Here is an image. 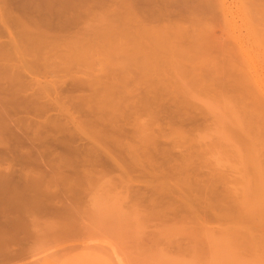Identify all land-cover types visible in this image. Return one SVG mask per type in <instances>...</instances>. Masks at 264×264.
Wrapping results in <instances>:
<instances>
[{"label":"rangeland","instance_id":"obj_1","mask_svg":"<svg viewBox=\"0 0 264 264\" xmlns=\"http://www.w3.org/2000/svg\"><path fill=\"white\" fill-rule=\"evenodd\" d=\"M113 1L115 3L117 0ZM179 1L182 2V5H188L191 3L189 5L192 7H188H194V10H190V13H188V11V14H185L186 11L183 12L185 14L184 19L182 15V18L179 16V18H181V20L178 19L179 21L176 20L177 17L175 18L172 16V18L170 17L169 20L164 21L165 23L161 22V25L164 23V26H166L165 24L168 22L169 24L172 22V25L175 22H181L182 27L183 25H186L189 28L192 26H188L189 22L194 21L195 23H193L195 24V27L192 26V30L195 28L198 30H194L195 33L200 32L201 30L205 33V31L208 30V26L210 25L208 23H211L209 30L212 28L211 30L213 33H211V35L210 33H205L207 34V37L209 36L208 38L211 36L209 40L203 32L200 33L203 34L205 38H207L205 40L208 42L211 41L209 42L211 47L206 45L207 41L203 43V45H206L208 48L207 49L204 47L207 49H205L207 51L206 53L211 50L213 52L214 50L217 51V54L215 52L213 53L212 51L209 52V54L212 55V58L214 57V59L216 57L218 63L214 61V59H212L211 62L210 56L206 58V53H204V57L202 55L197 57V55H195L196 51H194V53L192 52L194 50L191 49L192 44L191 46L188 44L191 41V38H189L190 41L188 43H185L186 45L188 44L190 46L191 50L189 47H187L186 50V47L183 48V46H181L183 48L182 52L186 50L185 53H188V50H190L189 53L192 52L196 58H201L199 59L200 62L204 58V60H202L203 64L201 63L202 66L200 65L198 59L194 60V55L193 59L191 57V59L188 61L183 59L184 62H182V58L180 59L181 61H178V63H180L179 65H181L182 62L184 66H187H185V68H187L186 70H188V67L190 68L191 66V68H193V65L195 64V66L200 65L197 69L199 71L200 68V73H198L199 76H196L194 75L195 73H192L193 71L197 72L196 69H189L193 70L188 72L191 75L189 74V76L188 73H185V77H181L179 73L180 70L177 69V66L176 68L173 66L175 69H177L178 73L176 70L170 69L168 70L169 72H166L168 75L167 76L162 75L165 73L159 74L154 69V71H156L159 75L156 74L157 77L151 75L150 77H147V81L146 77H144L146 76V73L144 75L143 72L146 69L142 68L145 70H141L140 68L146 63L145 56H150L148 54L145 55V52L148 53L149 51L148 48L146 49L142 47L143 45L141 43V37L144 34L140 29L134 30L130 29V27H128L129 31L127 32H131L130 30H132V32L129 34H126L125 32V34H123V31L121 33L119 30L113 31L111 28L110 30L111 32L113 31V33H110L109 25L111 22L109 23V15L107 16L106 13L109 14L110 11L113 10V6L108 8V6L112 5V3H108L106 5L105 2L104 4L99 5L100 7L97 6L98 4H95L97 7L95 8V5L91 7V11L88 8L89 11L86 10L87 12L84 9V14L81 13V16L75 24V28H73L75 31L72 29V32L74 33L71 35L69 34V37L66 35L68 38L66 36H63L62 39L59 38L53 45H43L36 48L29 47L26 49L25 43L23 41L24 39L19 34H13L14 40H17L22 48L18 51V53H14V55H11V53L7 55L11 49H8L9 46H7V44L11 45V39L6 31L3 32L2 30L0 32V45H6V48H4L7 51H1L4 52V55L7 56V58L2 56L3 53H1L0 65H3L4 63V66H6L5 64H7L6 69L11 68L13 73L14 71L20 73L22 72L23 74L21 73V76L23 75L26 80L29 78L36 80L38 84L36 83L37 85L35 86V83L31 82L34 84V90H31L33 93L36 90V93L34 94H36L38 98L40 96V100H46V98L43 97L46 95V92L53 90V93H55L57 90L55 93L56 95L50 92V99L53 101V103H56L53 105H55L57 108H53V105L52 107L48 108L47 110L50 111L46 112H48L49 115H47L48 113L45 112H43L45 114H34L33 112H30L31 116L33 114L36 116L35 117L33 115L34 118L33 120L31 119V123L33 124L31 128L32 130L34 129L33 132L37 128L36 126H38L35 125L33 121L36 122V124H39V121L42 122L41 120L43 119V121H45V124L42 122L45 126L43 124H39L41 126H39L40 131L46 129L42 132L45 137L44 135L41 137L42 133L36 129L39 131L38 134L40 135H36L37 133L35 134L38 136L36 142L38 143L40 141L38 140L40 137L42 138H40L41 141L46 139V141H53V139H61L63 135L62 139L69 138L71 140L70 143H68L70 140H67L68 142L63 141L64 143L70 144L69 148L67 147V150L69 151L75 148L73 151L69 152L61 148L59 150V148L56 147L57 143L54 145V141L52 143L50 142L52 147H55H45L50 151L48 152V150H46L47 155H52L51 157H48L49 160L51 159L49 161L47 158H45L47 156L46 154L45 157L43 156L44 154H39L42 150L40 147L36 146L37 148H30L27 145H22V147L18 145V148L13 147V149L10 146L8 147V149L11 148L10 150L13 151V155L15 148V153L17 151H21V149L23 150L22 152H19L20 155L21 153L24 155L27 152H30V150L34 149L31 151L32 153H38L37 155L43 157H39L38 160L30 162L31 164L22 160V163L24 162L22 164L20 159L17 160V157L13 158V155L8 153V155L11 156L10 160H8V155V161H6V159H3V162L0 160V264H264V111H260L262 108L259 110L256 108V106L254 107L255 104L258 105V108L262 107V105L257 101L254 102L255 99L253 98V101H251V98L248 95L244 96L243 94H240L241 89L235 86V84L238 85V83L235 82L236 80L239 81L238 77H240L237 72L240 74L241 71L243 73L246 71L249 72L246 74L252 76L253 80L259 83L262 92L264 93V37L262 36L264 33V28H262L263 33L259 30V27L257 29L259 33H261L259 35H261L263 40L262 38H256V36H259L256 35L258 34L257 30L254 34L252 31V26L254 25L255 27L253 21H256L253 19H258L261 15L262 16L260 20L258 19L260 22L258 23L262 24L264 27V4H262L263 7L261 6L263 8L262 9L253 3V0H224L226 5L224 13H221L220 10V13L219 11L216 12L214 10L213 12H216V15H213L214 13L212 10H210L212 12L211 14H209L210 12H208V14L207 12H204L206 14L203 13V15L199 12L196 13V11L200 9L199 5V9L195 10V8H197L196 3H202V0ZM243 2L245 6H248L244 8L245 10L243 9V7H245ZM262 3H264V1ZM194 4L196 6H193ZM182 5H179L181 7H177L182 8L184 6ZM171 8L173 9V7ZM185 8L183 7V9ZM257 8L259 10H263L261 11L262 13H260V15L254 12ZM107 18L109 20H107ZM261 20H263V22H261ZM200 22H205L206 24H202L203 28H201V30L199 29L201 24L200 26L197 24ZM153 24L156 25L157 21ZM0 25H2L1 22ZM187 29L186 35L191 36L189 34V30H191V28L188 30ZM124 30L126 31L127 27H125ZM194 31L192 33H194ZM118 35H122L120 39L118 38ZM123 35L126 38H123ZM253 35H255V37H253ZM226 38L230 41L226 42ZM121 39V43L124 42V44H120L119 41ZM182 40L187 41V37H184ZM218 42L220 43L217 45ZM223 43H225V48ZM228 43H230L232 46ZM211 44H213V46ZM122 45L125 46V48ZM181 45H183V43ZM215 45H217L220 49H217V46L215 49ZM229 45L233 48H231ZM2 46L1 48H3ZM198 46H200V44ZM222 46L224 49H222ZM133 47H137L138 49H133ZM195 47H197V45ZM31 49L35 50L32 52ZM219 50L222 51L219 52ZM233 50H235L236 53L233 52ZM29 51L32 52V56L30 55L31 53ZM230 51L232 53H230ZM21 53L24 54L22 55ZM154 55H151V57ZM187 56L189 55L187 54ZM224 57L231 60V63L228 60L225 61L226 58ZM156 58L158 59L159 57L157 56ZM235 58L237 59L235 60ZM222 60L225 61V63H223ZM232 61L233 63L235 62L233 64V68L236 67L237 72H235V70L232 68L231 70H233V73H230L231 76L226 77L224 70H222V74L220 73L222 72L221 70H219V72L218 69L215 70L216 68H214L217 64L221 63H230L232 66ZM150 62L151 64L154 63L153 61ZM157 62L160 63V61ZM214 63L217 64L213 65ZM241 63L242 65H240ZM8 64H10V66ZM46 65L51 67L47 68ZM4 66H0V84L3 82L7 83V80H9L11 77L10 73L12 70L10 69L11 71L9 72V69H5L6 73H4V69H2L5 68ZM18 68L19 70L17 71L16 69ZM165 68L163 69L165 70ZM185 68H183L184 70L181 69V72L183 70V74L184 72H187L185 71ZM21 69L24 70L22 71ZM56 69L59 70L56 71ZM163 69H161V71H164ZM27 70L31 71H29L31 75L27 73ZM48 71H50V73H52L51 71L56 73L50 74ZM140 71H142V73ZM43 72H46V74H44L45 77L42 76ZM211 72L214 76H210L209 73ZM26 73L29 76H26ZM150 73H152V71H150ZM228 73L226 75H228ZM235 73L238 76L235 75ZM4 74H7L9 77ZM123 75H126V77ZM148 75L150 74H147V76ZM161 75L167 77V79ZM113 76L117 77L116 79L118 80L121 79V82L117 81L119 83L117 85L119 86L116 85V87L123 91L122 93V91L120 92L118 90L120 95L121 93L124 94V92L127 91L122 97L124 101L128 102L125 99H129L133 102L132 103L129 101V104L127 103L129 106L126 107L130 108L128 109L125 107L127 111L123 112L125 115H129V117L124 115L122 119L120 116H116L117 118H120L117 119L118 122H120L121 119L123 120L120 122L122 124V130H124V132H122L123 135L121 136L129 140L130 143L126 139L122 140L123 138L120 136L117 137L118 143L116 142V144L114 141L113 143L111 138H109L112 137L111 134V136L107 135L109 136L108 138L105 135L103 137L101 136L102 139H100V136H98L99 134H95L97 132H95L96 130L94 131L96 126L92 125L93 128H90L91 125L89 122L91 119L87 120L86 118H96L95 116L100 117V112L97 114L96 110L92 109L91 111L87 106L89 102V105L92 106L93 103H95L93 102L95 97H97V94L99 95V93H102V91L94 94L95 97L92 96L93 93L91 91L90 93L92 94L90 96L87 88H85L87 90L84 89L85 91L81 90L79 92L76 90L69 92L71 91L69 88L70 83L74 81V79L82 81L84 79H88L89 82H91L90 79H93L94 81V78H97L95 79L97 82L95 83L94 81V83H99V85H97L100 87V83L103 81L105 83H112L115 80L116 82V79ZM158 76H161L163 81ZM232 76H234L233 78L236 80L233 81ZM151 77L160 79L164 84L165 80L172 78L168 80L170 82H166V84L168 85L170 83L175 85H173L174 87L172 85H168L169 90L166 94L165 91L167 89L161 86L162 84L160 80L159 83L157 79L153 78L155 79L153 82ZM212 77H214L215 80L211 81ZM24 78L22 80H25ZM149 78H151V82H153L152 85L155 87L151 85ZM65 79L67 80L65 81ZM177 79L180 81L182 80L183 84L182 81L179 82L178 80L177 82ZM50 80H53L54 83L53 81L51 83ZM85 80L84 82H86ZM193 81L197 84H194ZM218 81L222 84H225L221 86L222 84H220ZM49 82L51 84H49ZM55 82L57 84H55ZM122 82L125 83H123L124 86L121 84ZM156 82H158V84H156ZM176 84L180 85V87L176 86ZM41 85L44 86V89L42 90ZM53 85H56V87H60L61 85L66 86L68 87L69 91L65 87L64 88L67 91L59 88V90L57 88L55 90ZM62 86L61 88H63ZM46 87H48V91H45ZM172 88L175 89L173 90ZM125 89L126 91H124ZM237 89L239 90L237 91ZM43 90L45 92H43ZM60 90L61 92H59ZM41 91L43 96L40 95ZM83 91L84 93H88L86 94L88 97H85L84 93H82ZM162 91L163 93H161ZM27 92L32 94L30 90ZM27 92L24 93V95H28ZM58 92L62 94V98ZM68 92L69 95L67 94V96L69 97H66V93ZM7 94L10 95L9 93ZM58 94L61 99L60 101L56 102L54 100L59 98L55 97ZM114 94H117V96L119 95L117 92ZM240 95H243L244 97ZM48 96L49 94L46 95V97ZM92 97L93 100H91ZM160 97H162L163 101ZM175 97L179 100L175 99ZM65 98L69 99L66 100ZM85 98L87 100H85ZM152 99L156 101H153ZM66 101L68 102L66 103ZM181 101H183L182 103L185 101V103H181L182 105L179 104ZM61 102L62 104H57ZM84 102H87L86 108L83 106L86 105ZM171 102H175V105L177 103V106ZM65 103L67 105L69 104V106L66 105L65 108H62V105H65ZM71 104L72 106H70ZM58 105H60L59 108ZM180 106H187V108L183 107L182 109L181 107V111L179 109ZM67 107H70L68 109H70L72 117L71 114L66 110ZM163 107L167 110L164 111ZM174 107L176 108L174 109ZM89 110L93 113V116H89ZM179 110L181 111L180 113ZM187 110H189V114H187ZM65 111L68 112V114H66ZM85 111H87L88 117ZM161 111L163 112L161 113ZM259 111L260 113H258ZM167 112L170 113L167 114ZM20 113L22 114H20L22 118H24V116L27 118L30 116L29 114L28 116L25 115V113L23 115L22 111ZM60 113L65 114L66 117L67 115L68 117L70 116L71 118H69L71 122H66L68 117L66 119H61ZM177 113L179 114V119L176 117ZM41 114L42 116L44 115L43 118ZM52 115H56L53 117L56 119V122L55 120L54 122L50 120L53 119L51 117ZM19 116L16 115L17 118ZM63 116L64 115L61 117L63 118ZM105 116L108 117L107 115ZM101 117L104 118V121L106 122L107 119H112L115 116L112 117V115L109 114V117L106 119V117H103L101 114ZM125 118H127V120ZM129 118L131 121H128ZM189 118H191V120ZM36 119L38 120V123ZM47 119L49 122L51 121L53 123H51V126ZM73 119L74 122H72ZM85 119L86 122L89 121L87 122V125L85 123ZM21 121L23 120L21 119L20 122ZM124 121H127L126 124L129 122L130 125L128 124L127 126ZM148 121L149 126L147 125ZM46 122L48 124H46ZM79 123L83 124L80 125ZM120 123H117V125ZM1 124L2 123H0V127ZM10 124L12 125V122ZM25 124H28V121ZM62 124L63 126H61ZM57 125H59V127ZM53 126L55 127V130H53ZM29 127L27 128L29 129L27 132H30L31 130ZM42 127L45 128L43 129ZM56 127H58L59 130H57ZM61 127L64 128L62 129ZM100 127L102 126L99 125L95 129ZM149 127L152 129H149ZM162 128H165L168 132ZM181 128H184L183 131ZM14 129L17 130V128ZM125 129H127L126 133ZM160 129L162 133H160ZM177 129H180L182 132L185 131L183 133L184 138L187 135V130H189V136L187 135L184 141L181 140V137V139L179 138L181 141H177L179 140L178 138L176 139L177 132L180 133V131ZM174 130H177L176 135H174ZM132 131L135 135L132 134ZM135 131L137 132L135 133ZM33 132H30V135H32ZM159 134L162 138L158 137ZM1 135L5 134L0 133V136ZM95 135L98 136V138ZM72 136L73 138H71ZM152 136L153 140L155 138V143L153 144L154 146L152 145V140V143H149L152 146L148 145V147H145L147 154L149 153L150 148L152 149V151L149 153V157V154H142L145 152L142 149L144 148L143 146H145L144 143L146 145L148 143L145 141L148 138L151 139ZM104 137L106 138L104 139ZM141 137L145 138V141ZM6 138L5 140L3 138V140H1L2 142L0 143V153L4 152V155L6 151L5 146L2 143L4 141H8V138L7 140ZM105 140H108V142ZM174 140H176V142ZM122 141H124L125 144H123ZM171 141L175 142H173L174 145ZM111 142L116 144V150L114 149V146ZM180 144H182V146ZM59 145L61 146V144ZM103 145H105L106 148ZM121 145L123 146V151H121ZM131 145L134 147H130ZM155 145H157L156 148ZM44 146H46V144H44ZM38 148L41 149L39 152ZM89 148L90 151L88 152ZM146 148H148V150ZM130 149L133 151L135 150L136 155L135 152L133 153V151ZM57 150L59 151L58 154ZM127 150L129 153L131 152V154H134V157H137L135 158L138 159L136 162L131 163L132 160H130V157L126 156ZM124 151L126 152L123 154ZM186 151L189 153L188 156ZM118 152L121 153V158L120 155H118ZM131 154L130 156H132ZM78 155L80 156L79 158ZM56 156L58 157L56 158ZM95 156L98 158H95ZM52 157L54 160H58L54 161ZM72 157L74 158L72 159ZM100 157L102 158L100 159ZM134 157L131 159H134ZM70 159L73 161L71 160L70 162ZM18 161L21 163L22 167H20V163ZM63 161H66L65 164L67 161L70 164L67 166V164L65 165L63 163ZM97 161L98 163H96ZM35 162L36 164L34 166H41L43 168V171L42 169L41 171L44 173H41L39 169L32 166V163ZM44 162H48L49 164L50 162H53L54 165H48V163L45 164ZM26 163L29 165V167L32 166V168L30 167L31 171L28 170L29 167H27L28 165ZM57 164L59 170L58 168L54 169ZM45 165L48 170H50L48 166H54V170L51 168L50 171L52 172L47 173V171L44 170ZM186 165L189 167L187 168ZM19 168H23V172H21L22 170ZM175 169H177V171H175ZM39 172L41 175H39ZM181 172L186 173L183 174ZM9 174L11 177L8 176ZM173 175H176L177 178L175 176L173 178ZM177 175L179 176V179ZM184 176H188L190 178L188 181L190 180L191 183H187L188 181L185 179L188 177L185 178ZM11 178L12 180H10ZM177 180H185L186 182H180ZM28 182H32V184L28 186ZM179 183H183V185ZM158 186H161V188ZM192 188L193 191L191 190ZM209 193L213 194L210 195ZM202 195L207 196V198H204ZM186 199H188V201ZM214 206L216 207L214 208Z\"/></svg>","mask_w":264,"mask_h":264},{"label":"bare ground","instance_id":"obj_2","mask_svg":"<svg viewBox=\"0 0 264 264\" xmlns=\"http://www.w3.org/2000/svg\"><path fill=\"white\" fill-rule=\"evenodd\" d=\"M113 0H111V1H108V0H2V2H1V0H0V22H1V24L2 25H0V32L3 30V32H7L8 34H9V36H10V39H11V45H8L7 43H4V44H7V46H9V48L8 49H12L13 50V52H12V50L10 49V51L7 53V55L8 54H10L11 53V55H14V53H18V51L19 50H21V45L19 44V42H17V40H14V37H13V34H19L24 40V43H25V48L26 49H28L29 47L30 48H36V47H40V46H43V45H53L54 43H56L57 42V40L59 39V38H61L62 39V37L63 36H70L72 33H74V32H72V29L73 28H75V24L77 23V21H78V19H79V17L81 16V13H83L84 14V9H85V11L87 10V11H89L90 9H91V7H93L95 4H98L97 6H99V5H102V4H104L105 2H106V5L108 4V3H112V5H109L108 6V8L110 7V6H113V10L112 11H110V13L108 14V13H106V15L108 16L109 15V19H110V21H109V23L111 22V24L109 25V31H110V33H113V31H115V30H119L121 33H122V31H123V34H129V33H131L132 32V30H130L131 32H127V31H129L128 30V27H130V29H134V30H137V29H140L142 32H143V36L141 37V43H142V47L143 48H148V53L147 52H145V55H150V56H145V61H146V63H145V65L144 66H146L147 67V65H148V67L147 68H149V69H147L146 67H140L141 68V70H145V71H143L144 72V75H145V73H146V76H144V77H146V79H147V81H148V78L147 77H150L151 75H154L155 77H157V75H159L160 73H165V74H162V75H167L166 74V72L168 71V70H176V72L178 73V71H177V69H179L180 71H179V73H180V76L182 77V76H184V75H186L188 72H190V71H193V70H189V69H198V67L201 65L202 66V64H203V61L202 60H204V53H206L207 51V47H206V45H209L210 43L209 42H211V41H207V40H205V39H207L208 37L206 36L207 34H209L210 33V35H211V33H213L212 32V28L209 30V27H211L210 25H211V23L209 22L208 24H210L209 26H208V30L207 31H205V33H207V34H205L204 33V31H202L201 30V28H203V25H206L205 24V22H200V23H197V24H199V26H200V24H201V27H199L198 25H196V26H198L199 27V29L201 30L200 32L202 33H204V35L207 37V38H205V36L203 35V34H201L200 32H197V33H195V31H198L197 29H195L194 28V30H192L193 29V27H195L194 25V21H192V22H189V24H188V26L189 25H192V26H190L189 28L186 26V28H185V26L183 25V27H182V23L180 22H175L173 25H172V22H170V24H169V22L168 23H166L165 25L166 26H164V21H167V20H169V18L171 17L172 18V16L173 17H177L176 18V20H181V18H182V16H183V19H184V15L185 14H188V13H190L191 11L190 10H194V7L193 8H190V7H192L191 5H189V4H191V3H189L188 5H185V4H183L182 5V2L181 1H179V0H117V1H115V3H114V1L112 2ZM262 0H253L252 2L253 3H255L259 8L262 6V4H264V3H262L261 2ZM181 2V3H180ZM189 2H191V1H189ZM246 2V1H245ZM180 3V4H179ZM260 3V4H259ZM115 5V7H114V5ZM178 4V5H177ZM197 4V6L194 4L193 6H196L197 8H195V10L197 9H199L198 11H196V13H200V14H203L204 12H207V14H208V12H210L209 14H211L214 10L217 12V11H221V13L223 12H225V9H226V5H225V1L224 0H202V3H196ZM243 4H244V2H243ZM248 4V3H247ZM178 7H181V6H179V5H182L185 9H183V7L182 8H178ZM198 5H199V8H198ZM260 5V6H259ZM96 5H95V8L97 7ZM174 6H175V8H174ZM188 6H190V7H188ZM244 6H245V4H244ZM247 6V5H246ZM246 6L245 7H243V9L244 8H246ZM264 6V5H263ZM262 6V7H263ZM100 7V6H99ZM169 7H170V9H169ZM171 7H173V9L171 8ZM176 7H177V9H176ZM248 7V6H247ZM261 7V8H262ZM88 8H89V10H88ZM211 8V9H210ZM264 8V7H263ZM262 8V9H263ZM93 9V8H92ZM207 9H209V10H207ZM228 9V8H227ZM254 9V8H253ZM202 10V11H201ZM204 10H206V11H204ZM210 10H212V12L210 11ZM245 10V9H244ZM86 11V12H87ZM91 11V10H90ZM186 11V12H185ZM189 11V12H188ZM220 11H219V13H220ZM248 11V10H247ZM261 11H263V10H259L258 8L256 9V11H254V12H256V14H259L260 15V13H262ZM85 12V13H86ZM107 12V11H106ZM183 12H185V14L183 13ZM188 12V13H187ZM202 12V13H201ZM216 12H213L214 14L213 15H216L215 13ZM82 14V15H83ZM87 14V13H86ZM204 14H206V13H204ZM203 14V15H204ZM264 14V13H263ZM105 15V16H106ZM182 15V16H181ZM179 16H181V18H179ZM191 16V15H190ZM209 16V15H208ZM212 16V15H211ZM258 16V15H257ZM262 16V15H261ZM261 16H259L260 18H261ZM215 17V16H214ZM218 17V16H217ZM106 18V17H105ZM257 18V17H256ZM260 18H258L259 20H260ZM108 18H107V20H109ZM210 19V18H209ZM258 19H253V20H256V21H253V24H255V27H254V25L251 27L252 28V31H253V34L255 33V31L258 29V27H259V30L260 31H262V28H264L263 27V25L262 24H260V23H258V22H260V21H258ZM263 19V18H262ZM178 20V21H179ZM211 20H213V19H211ZM156 21H157V24L156 25H154L153 23L155 22L156 23ZM186 21V20H185ZM252 21V20H251ZM108 22V21H107ZM161 22H164L163 23V25H161L162 23ZM184 22V21H183ZM194 22V23H193ZM261 22H263V20H261ZM9 23H11V24H9ZM109 23H107V24H109ZM158 23H160V24H158ZM190 23H192V24H190ZM180 24V25H179ZM203 24V25H202ZM257 24V25H256ZM262 25V26H261ZM107 26V25H106ZM105 27V26H104ZM108 27V26H107ZM125 27H127V30L125 31L124 29H125ZM159 27V28H158ZM182 27V28H181ZM257 27V28H256ZM261 27V28H260ZM3 28V29H2ZM110 28H111V30L113 29V31L111 32V30H110ZM190 29L191 28V30H189V34L191 35V36H187L186 34H187V32H186V29ZM206 28H207V26H206ZM256 28V29H255ZM108 29V28H107ZM187 29V30H188ZM205 29V28H204ZM74 30V29H73ZM264 30V29H263ZM75 31V30H74ZM77 31V30H76ZM191 31V32H190ZM194 31V33H192ZM209 31H211V32H209ZM214 31V30H213ZM258 31V30H257ZM125 32V33H124ZM109 33V34H110ZM114 33H116V32H114ZM192 33V34H191ZM200 33V34H199ZM262 33H263V31H262ZM70 34V35H69ZM259 34H261V33H259V31H258V34H256V35H259ZM193 35H194V37H193ZM196 35V36H195ZM66 36V37H67ZM119 36V35H118ZM122 35H120L118 38L120 39V37H121ZM260 36V37H259ZM259 36H256V38L258 37L259 39L260 38H262L261 37V35H259ZM262 36L264 37V33L262 34ZM67 37V38H68ZM125 36L123 35V38H124ZM184 37H187V41H183L182 39L184 38ZM204 37V38H203ZM253 37H255V35H253ZM126 38V37H125ZM189 38H191V41L189 40ZM210 38H211V36H210ZM210 38H208V40L210 39ZM255 38V39H256ZM257 38V39H258ZM16 39V38H15ZM186 39V38H185ZM184 39V40H185ZM205 41H204V40ZM227 39V38H226ZM225 39V40H226ZM123 40H125V39H123ZM262 40H263V38H262ZM261 40V41H262ZM3 41V40H2ZM2 41H1V43H2ZM121 41H122V39L119 41L120 42V44H124V42H122L121 43ZM190 41V42H189ZM207 41V42H206ZM224 41V40H223ZM227 41H230V40H226V42ZM260 41V42H261ZM189 42V43H188ZM206 42V45L204 46L203 45V43H205ZM225 42V43H226ZM183 43V45H181ZM185 43H188V44H190V46H191V44H192V46H191V49L193 50L192 52L194 53V51H196V53H198V54H196L195 53V55H197V57L199 56V55H202L201 57L203 58L202 60H201V62L199 61V59H201L200 57L199 58H196V56L191 52V53H189L190 52V46L187 44H185ZM208 43V44H207ZM214 43V42H213ZM220 42H218L217 43V45L219 44ZM225 43H223V46H224V48H225ZM231 43V42H230ZM230 43H228V44H230ZM178 44H180V45H178ZM200 44V46H198ZM215 44V43H214ZM227 44V45H228ZM264 44V43H263ZM3 45V44H2ZM2 45H0V48H1V46ZM119 45V44H118ZM197 45V47H195ZM212 46H213V44H211ZM217 45H215V49H216V46ZM226 45V46H227ZM231 45V44H230ZM229 45V46H230ZM6 46V45H5ZM4 45L2 46L3 48L5 47ZM119 46H121V45H119ZM118 46V47H119ZM123 46V45H122ZM181 46H183V48L184 47H186V50H187V47H189V49L190 50H188L189 52L187 53H185V51L186 50H184L183 52H182V47ZM210 46V45H209ZM220 46V45H219ZM223 46H222V49H224L223 48ZM232 46V45H231ZM230 46V47H231ZM239 46H241V45H239ZM13 47V48H12ZM124 48H125V46H123ZM195 47V48H194ZM198 47H199V49H198ZM203 47V48H202ZM204 47H206V48H204ZM211 47V46H210ZM210 47H209V49H210ZM3 48H1V50H0V54L1 53H3V55L2 56H4V57H6L7 58V56H5L4 55V52H1L2 50L3 51H6V47L3 49ZM134 48H137V47H133V49ZM181 48V49H180ZM214 48H212V49H214ZM229 48V47H228ZM231 48H233V47H231ZM230 48V49H231ZM138 49V48H137ZM206 49V50H205ZM217 49H220V48H218V46H217ZM226 49H227V47H226ZM235 49V48H234ZM23 50V49H22ZM32 50V49H31ZM33 50H35V49H33ZM33 50H32V52H33ZM136 50V49H135ZM199 50V51H198ZM232 50V49H231ZM237 50V49H236ZM28 51V50H27ZM26 51V52H27ZM37 51H38V49H37ZM37 51H36V53H37ZM41 51V50H40ZM202 51V52H201ZM209 51V50H208ZM212 51V50H211ZM211 51H209V52H211ZM220 51H222V50H219V52ZM224 51V50H223ZM241 51V50H240ZM7 52V51H6ZM5 52V53H6ZM24 52H25V49H24ZM31 54V56H32V52L31 51H29ZM143 52V51H142ZM156 52H157V55H156ZM160 52V53H159ZM200 52H201V54H200ZM209 52L208 53H206V54H208V55H206L205 54V56H206V58H208L209 56H210V61L212 62V59H214V57L212 58V55H210L209 54ZM213 52V51H212ZM214 52L216 53L217 51H215L214 50ZM213 52V53H214ZM233 52H235V50H233ZM13 53V54H12ZM35 53V52H34ZM33 53V54H34ZM144 53V52H143ZM159 53V54H158ZM203 53V54H202ZM230 53H232L231 51H230ZM236 53V52H235ZM22 55L24 54V53H21ZM155 54V55H154ZM187 54L190 56H187ZM192 54V55H191ZM212 54V53H211ZM217 54V53H216ZM221 54V53H220ZM226 54V53H225ZM224 54V55H225ZM151 55H154V56H152L151 57ZM185 55V56H184ZM193 55L195 56L194 57V60H197L198 59V61H199V63H200V65L199 66H195V65H193V68H189L188 67V70H186L187 68H185V66L182 64V62H184L183 61V59L184 60H190L191 59V57H192V59H193ZM219 55V54H218ZM239 55V54H238ZM159 57L158 59L156 58V57ZM182 56H184V57H182ZM187 56V57H186ZM235 56V55H234ZM237 56V55H236ZM240 56V55H239ZM238 56V57H239ZM10 57V56H9ZM147 57H148V59H147ZM189 58V59H186V58ZM228 57V56H227ZM237 57V58H238ZM5 58V59H6ZM33 58V57H32ZM31 58V59H32ZM151 58V59H150ZM156 58V59H155ZM182 58V59H181ZM196 58V59H195ZM205 58V59H206ZM224 58H226V57H224ZM228 58H230V57H228ZM228 58H226V60L225 61H230V63H231V60H229ZM237 58H235V60L237 59ZM4 59V58H3ZM182 60V62H181V65L183 66H181V65H179L180 63H178V61H181ZM233 59V58H232ZM239 59H240V57H239ZM29 60V59H28ZM39 60V59H38ZM148 60V61H147ZM207 60V59H206ZM234 60V61H235ZM40 61V60H39ZM150 61H153L154 63L153 64H151V62ZM157 61H160V63L159 62H157ZM209 61V62H210ZM214 61H216L217 63H218V60H217V58L215 57V59H214ZM225 61H223L222 60V62L223 63H225ZM238 61V60H237ZM243 61V60H242ZM241 61V62H242ZM37 62V61H36ZM148 62H150L149 64L151 65H149V64H147ZM159 64H157V63ZM210 62V63H211ZM220 62V61H219ZM240 62V61H239ZM245 62V61H244ZM243 62V63H244ZM32 63V62H31ZM202 63V64H201ZM207 63V62H206ZM217 63H214L213 65H215V64H217ZM230 63H226V64H217L214 68H216L215 70H217L218 69V71L219 70H224V74H225V76L227 77V76H231L230 75V73L233 71V70H231L232 68H233V64L235 63H233V61H232V66H231V64ZM160 64H161V66H160ZM198 64V63H197ZM237 64V63H236ZM239 64V63H238ZM6 66H4V63H3V65L1 64L0 66L1 67H5V68H2V69H4L3 71H4V73H6V70H8V69H6L7 68V64H5ZM9 66H10V64H8ZM34 65H36V64H34ZM219 65V66H218ZM222 65V66H221ZM240 65H242V63L240 64ZM244 65V64H243ZM246 65V64H245ZM8 66V67H9ZM17 66V65H16ZM45 66V65H44ZM47 66V68H50L51 66H48V65H46ZM159 66V67H158ZM173 66H175V68H176V66H177V69H175ZM227 66V67H226ZM239 66V65H238ZM19 67V66H18ZM152 67V68H151ZM161 67V68H160ZM166 67V68H165ZM179 67V68H178ZM182 67V68H181ZM187 67V66H186ZM225 67V68H224ZM240 67V66H239ZM13 68H15V67H13ZM142 68H145V69H142ZM158 68V69H157ZM160 68V69H159ZM163 68H165V70L163 69ZM183 68H185V71H187V72H184V74H183ZM244 68V67H243ZM1 69V68H0ZM6 69V70H5ZM11 69V68H10ZM8 70L9 72L12 70ZM53 69L55 70V68L53 67ZM154 69L159 73H157L156 71H154ZM161 69H163L164 71H161ZM167 69V70H166ZM181 69H183L182 70V72H181ZM228 69H230V70H228ZM234 70H235V72H237L236 70H237V68L236 67H234L233 68ZM239 69V68H238ZM242 69V68H241ZM17 71L19 70V68L18 69H16ZM22 70V69H21ZM24 70V69H23ZM22 70V71H23ZM43 70H44V68H43ZM48 70V69H47ZM47 70H46V72H47ZM52 70V69H51ZM57 70H59V69H56V71ZM243 70V69H242ZM245 70V69H244ZM2 71V70H1ZM30 71V70H29ZM28 70H27V73H29V75H31L30 74V72H29ZM61 71V70H60ZM146 71H148V72H146ZM150 71H152V73H150ZM160 71V72H159ZM227 71V72H226ZM228 71H229V73H228ZM240 71V70H239ZM46 72L44 73L43 72V74H42V76H44V74H46ZM49 73H50V71H48ZM52 73H56V72H54V71H51ZM141 73H142V71H140ZM169 72V71H168ZM174 72V71H173ZM175 72V73H176ZM220 72V71H219ZM218 72V73H219ZM22 73V72H21ZM21 73L20 72H15L14 71V73H13V70H12V72L10 73V79L9 80H7V83L5 82H3L2 84H0V118L2 119H0V123H2L1 124V127H0V133H3V134H5V135H7V136H5V135H1L0 137V143L2 142L1 140H3V138H4V140H5V138L7 137L8 138V141H4L2 144L5 146V151H6V153H5V155L3 154V153H0L1 155H0V160L2 161L3 159H6V161H8V160H10V158H11V156H9L8 155V153H10V155H13L12 153H13V151H11L10 149L12 148L13 149V147H17L18 145H20L21 147H22V145H27V146H29L30 148H35L36 146L37 147H40V148H42V150H43V152H42V150L40 149V148H38V152L40 151V155H43L44 157L47 155V151L46 150H48V152H50L49 151V149H46L48 146H49V148H50V146L52 147V142L54 141H57V142H53V144L54 145H56V143H57V148H59V150H60V148L61 149H65V151H68L67 149L69 148V145L70 144H68V143H70L71 142V140L68 138H64V139H62L63 138V135H62V140L59 138V139H57V138H55V139H57V140H54L53 139V141L52 140H48V141H46V140H44V141H41V137H42V135H44L42 132L43 131H45V130H41L40 131V125L39 124H43L45 121H43V120H41L42 122H40L39 121V124H36V122H34L33 121V123H35V125H38V126H36L37 128L36 129H38L42 134H41V139L39 138L38 140H40L39 142H43L44 144H46V146H44V144L42 145L41 143H37L36 142V139H37V137L38 136H36V135H39L38 133H39V131L38 130H36L35 129V131L33 132V130H32V128H31V126L33 125L31 122H32V120H33V118H34V114H39V113H42V114H45V113H48L49 111L47 110L48 108H50V107H52V105L53 104H56V103H53V101L50 99V92L52 93V94H54V95H56L55 93L57 92V90H56V88L58 89H62V90H66L65 88H67V90L69 91V89H68V87H66V86H62L63 88H61V86L59 87L58 85V87H56V85L54 86L55 87V93H53L54 91L52 90V91H50V92H46V95H48L49 94V96L48 97H46V95L45 96H43V94H42V91H41V94L40 95H42L44 98H46V100L44 101V100H40L39 98H40V96H39V98H38V96L36 95V94H34V93H36V90H35V92L33 93V91L31 90V89H33L34 90V84H32V83H35V86L38 84L37 83V81L36 80H33V79H30L29 77V79H25L24 78V76L22 75L21 76ZM27 73H26V76H29V75H27ZM52 73H50V74H52ZM58 73V72H57ZM155 73V74H154ZM170 73H172V72H170ZM174 73V74H175ZM176 73V74H177ZM183 75H182V74ZM186 73V74H185ZM194 75H196V76H199V74L198 73H200V68H199V71L197 70V72H195V71H193L192 72ZM197 73V74H196ZM220 73H222L223 74V71L222 72H220ZM228 73V75H226ZM233 73V72H232ZM231 73V74H232ZM241 73H243L242 71H241ZM239 74L238 72H237V74L240 76V77H238L239 78V81L238 80H236V79H234L233 77L234 76H232V78H233V81L234 80H236V82L235 83H238V85L237 84H235V86H237V88H239V89H241V92H240V94H243L244 96L245 95H248L250 98H248V99H250L251 101H253V99H255L254 100V102L255 101H257L259 104H261L262 105V107H259L258 108V105L257 104H255L254 105V107L256 106V108L257 109H261L262 108V110H260V111H264L263 109H264V93L262 92V89H261V87H260V85H259V83L257 82V81H254L253 80V78H252V76H250V75H248V74H246V73H249V72H246L245 71V73H243V74ZM7 74H8V72H7ZM7 74H4V75H7ZM23 74V73H22ZM130 74V73H129ZM147 74H150V75H148L147 76ZM157 74V75H156ZM173 74V75H174ZM190 73H188V75H189ZM193 74H192V76H193ZM210 74V76L211 75H213L212 74V72L211 73H209ZM236 73H235V75H237ZM3 75V74H2ZM37 75V74H36ZM49 75V74H48ZM55 75V74H54ZM143 75V74H142ZM161 75V76H162ZM191 75V74H190ZM189 75V76H190ZM237 75V76H238ZM8 76V75H7ZM34 76V75H33ZM38 76H39V74H38ZM41 76V77H42ZM109 76H112V75H109ZM116 76V75H115ZM115 76H113V77H115ZM124 76V75H123ZM122 76V77H123ZM129 76V75H128ZM158 76L161 80H162V77H164V76ZM168 76V75H167ZM174 76H176V75H174ZM191 76V77H192ZM214 76V75H213ZM250 76V77H249ZM9 77V76H8ZM7 77V78H8ZM31 77V76H30ZM45 77V76H44ZM93 77V76H92ZM124 77H126V75L124 76ZM155 77H153V78H155ZM178 77H179V75H178ZM185 77V76H184ZM188 77V76H187ZM236 77V76H235ZM6 78V77H5ZM5 78H3V79H5ZM21 78V79H20ZM25 79V80H22V79ZM39 78V77H38ZM117 77H115V79H116ZM128 78V77H127ZM130 78V77H129ZM152 78V77H151ZM151 78H149V80H150V82H151ZM152 78V81L154 80L155 81V79H157V78H155V79H153ZM164 78H166L167 79V77H164ZM190 78V77H189ZM230 78V77H229ZM252 78V79H251ZM35 79V78H34ZM58 79V78H57ZM81 79V78H80ZM95 79H97V78H94V81H95ZM114 79V78H113ZM124 79V78H123ZM160 79H157L158 80V82H159V80ZM170 79H172V78H170ZM169 78H168V80H170ZM29 80V81H28ZM46 80V79H45ZM60 80V79H59ZM67 79H65V81H66ZM71 80V79H70ZM85 80V79H84ZM84 80L82 81V80H76V79H74V81H72L71 83H70V89H71V91H69V92H72V91H81V90H84L85 88H87L88 89V91H89V93H90V91L93 93V95L92 96H94L95 97V95L94 94H97V93H99L100 91H102V93H99V95L97 94V97H95V100L93 101V102H95V103H93V105L91 106V105H89L90 104V102H89V104H88V106H87V102H84V104H86V105H83V106H85V108H86V106L92 111V109H94V110H96L97 111V114H98V112H100V117H97V116H95L96 118H90V117H88V113H89V116H93V113L89 110V112L87 113V111H88V109H87V111H85L86 112V114H87V117L88 118H86L87 120H90V122L89 121H87V122H89V124L91 125V127L90 128H93V126L92 125H94V126H96V127H98L99 125H101L102 127H100V128H98V129H95L94 128V131L95 132H97V133H95V134H99L98 136H100L99 138L100 139H102L101 138V136L103 137V136H107V135H109V136H111L112 135V137H109V136H107V138L109 137V138H111V140H112V142L114 141L115 143L117 142L118 143V139H117V137H121V138H123L121 135H123V133L122 132H124V130H122L123 128H122V124L120 123V122H122L123 120V116L125 115L123 112H125V111H127V109L126 108H128V107H126V106H129L128 104V102L130 101V102H132V100H127V99H125L126 101H128V102H125L124 101V99L122 98L123 97V95L127 92L126 91V89L124 90V91H126V92H124V94H122L123 93V91L120 89V88H118V87H116V85L117 84H119L117 81H119V82H121V79L120 80H118V79H116V82H115V80L112 82V83H108V82H101V83H103V84H101L100 83V87L98 86L99 85V83H97V84H95L96 82H97V80L95 81V83H94V81H93V79L91 80L90 79V81L91 82H89V80L88 79H86L85 81L86 82H84ZM87 80H88V82H87ZM100 80V79H99ZM161 80H160V82H161ZM168 80H165V84L164 83H162L161 82V86L163 87V88H166L167 90L165 91L166 92V94H167V92H168V90H169V86L168 85H175V84H166V82L168 83V82H170V81H168ZM176 80V79H175ZM178 80L179 79H177V82H178ZM213 80H215L214 79V77H212L211 78V81H213ZM219 80V79H218ZM231 80V79H230ZM5 81V80H4ZM35 81V82H34ZM47 81V80H46ZM53 81V80H52ZM52 81L50 80V82L52 83ZM101 81V80H100ZM125 81V80H124ZM153 81V82H154ZM163 81V80H162ZM182 81V80H181ZM180 80H179V82H181ZM196 81V80H195ZM32 82V83H31ZM40 82V81H39ZM49 82V84H51ZM59 82V81H58ZM62 82V81H61ZM70 82V81H69ZM153 82H151V85H152V83ZM158 82H156V84H158ZM159 82V83H160ZM197 82H198V80H197ZM219 82V81H218ZM30 83H31V85H30ZM37 83V84H36ZM46 83V82H45ZM53 83H54V81H53ZM63 83V82H62ZM68 83V82H67ZM124 82H122L121 84H123ZM193 83L194 84H197V83H195L194 81H193ZM220 83V82H219ZM55 84H57L56 82H55ZM59 84V83H58ZM61 84V83H60ZM64 84H66V83H64ZM105 84V85H104ZM120 84V85H121ZM125 84V83H124ZM124 84H123V86H124ZM180 84V83H179ZM182 84H183V81H182ZM220 84H222V83H220ZM223 84H225V83H223ZM223 84L221 85V86H223ZM47 85V84H46ZM67 85V84H66ZM103 86V89H102V86ZM42 86V85H41ZM69 86V85H68ZM117 86H119V85H117ZM123 86H121V87H123ZM149 86V85H148ZM153 87H155L154 85H152ZM157 86V85H156ZM160 86V87H161ZM172 86H170V87H172ZM176 86H179L180 87V85H178V84H176ZM29 87H31V88H29ZM44 86H42V88H41V90L42 89H44L43 88ZM53 87V88H54ZM174 87V86H173ZM179 87H177V88H179ZM39 88V87H38ZM48 87H46V89H45V91H48V89H47ZM26 89H28V90H30V92L32 93V94H29L27 91L28 90H26ZM52 89V88H51ZM58 89V90H59ZM87 89H85V90H87ZM158 89V88H157ZM161 89V88H160ZM173 90L175 89V88H172ZM234 89H235V87H234ZM239 89H237V91L239 90ZM66 90V91H67ZM84 90V91H85ZM117 90V91H116ZM118 90L121 92L122 91V93H121V95H120V92H118ZM159 90V89H158ZM162 90V89H161ZM165 90V89H164ZM21 91V92H20ZM25 91V92H24ZM39 91H40V89H39ZM44 90H43V92H45ZM84 91L82 92V93H84ZM151 91V90H150ZM160 91V90H159ZM172 91V90H171ZM22 92H23V94H22ZM28 93V95H24V93ZM59 92H61V90L59 91ZM58 92V93H59ZM65 92V91H64ZM63 92V93H64ZM69 92L68 93H66V97H69V96H67V94L69 95ZM115 92H117V93H119V95L117 96V94L115 95L114 93ZM129 92V91H128ZM156 92V91H155ZM170 92V91H169ZM238 92V93H239ZM7 93H9L10 95H8ZM18 93H20V94H18ZM37 93V94H38ZM92 93H90V96H91V94ZM151 93V92H150ZM157 93H158V91H157ZM157 93H156V95H157ZM161 93H163V91L161 92ZM246 93V94H245ZM18 94V95H17ZM34 94V95H33ZM60 94V97L62 98V94L61 93H59ZM59 94L57 95V96H55V97H59ZM76 94V93H75ZM86 94H88V93H84V95H85V97H88ZM159 94V93H158ZM53 95V96H54ZM243 95H240V96H242V97H244ZM8 96H9V98H8ZM33 96H35V97H33ZM65 96V95H64ZM71 96V95H70ZM121 96V97H120ZM160 96V95H159ZM162 96V95H161ZM252 96V97H251ZM42 97V98H43ZM58 98L57 100H54V101H60V99L61 98ZM127 97V96H126ZM158 97V96H157ZM157 97H155V98H157ZM41 98V99H42ZM52 98V97H51ZM161 98V100H162V97H160ZM159 98V99H160ZM178 98H180V97H178ZM246 98V97H245ZM245 98H242V99H245ZM253 98V99H252ZM49 99V100H48ZM56 99V98H55ZM66 99V98H65ZM69 99V98H68ZM68 99H66V100H68ZM154 99V98H153ZM152 99V100H153ZM175 99H177L176 97H175ZM48 100V101H47ZM50 100H51V102H50ZM63 100V99H62ZM84 100V99H83ZM85 100H87L86 98H85ZM91 100H93V97H92V99ZM160 100V101H161ZM174 100V99H173ZM177 100H179V99H177ZM182 100V99H181ZM88 101H89V99H88ZM153 101H156V100H153ZM163 101V100H162ZM161 101V102H162ZM175 101V100H174ZM68 101H66V103H67ZM176 102V101H175ZM175 102H171L172 104H174ZM183 101H181L179 104H181ZM253 102V103H254ZM65 103V105H62V108H65V106L67 105ZM70 103H71V101H70ZM128 103V104H127ZM133 103V102H132ZM184 103H185V101H184ZM184 103H182V104H184ZM252 103V104H253ZM57 104H62V102L61 103H57ZM64 104V103H63ZM179 104H178V106H179ZM181 104V105H182ZM96 105V106H95ZM163 105V104H162ZM175 105V104H174ZM57 106V105H56ZM59 106L60 105H58V108H59ZM67 106H69V104L67 105ZM70 106H72V104L70 105ZM93 106H95V107H93ZM131 106V105H130ZM175 106H177V103H176V105ZM93 107V108H92ZM126 107V108H125ZM132 107V106H131ZM165 107V106H164ZM164 107H163V109H164ZM181 107H182V109H183V107L184 106H180V110H181ZM186 108H187V106H185ZM184 107V108H185ZM253 107V106H252ZM53 108H57V107H55V105H53ZM52 108V109H53ZM68 108H70V107H67L66 108V110L71 114V117H72V113L70 112V109H68ZM130 108V107H129ZM128 108V109H129ZM176 107H174V109H175ZM123 109H124V111H123ZM168 109H169V106H168ZM74 110V109H73ZM165 110H167V109H164V111ZM171 110V109H170ZM179 110V113L182 111H180ZM22 111V113H23V115H24V113H25V115H27L28 116V114L30 115L31 113L30 112H33L32 114L34 115H30L28 118L27 117H25L24 116V118H22V114L20 113ZM46 111H48V112H46ZM160 111V110H159ZM173 111V110H172ZM185 111V110H184ZM188 111V113L187 114H189V110H187ZM256 111V110H255ZM260 111L258 112V113H260ZM43 112H45V113H43ZM66 112V111H65ZM68 112H66V114H68ZM94 112V111H93ZM163 111H161V113H162ZM257 112V111H256ZM119 113V114H118ZM129 113H130V111H129ZM128 113V114H129ZM166 113V112H165ZM164 113V114H165ZM168 113H170V112H167V114ZM176 113V112H175ZM185 113V114H186ZM1 114H3V115H1ZM21 114V115H20ZM42 114H41V116H42ZM61 114V116L62 115H64L63 116V118L59 115V114H57V115H59L60 116V118L61 119H66L67 117H68V115H67V117L65 116V114H62V113H60ZM101 114L103 115V117H106L105 115H107L108 117H109V114L110 115H112V117L113 116H115V117H113L112 119H107L108 117H106V119H107V121L105 122L104 121V118H102L101 117ZM115 114V115H114ZM132 114V113H131ZM149 114V113H148ZM183 114V113H182ZM184 114V115H185ZM186 114V115H187ZM261 114H262V112H261ZM263 114H264V112H263ZM16 115L17 116H19L18 118H21L23 121H21L20 122V120L21 119H18L17 117H16ZM47 115H49V113L47 114ZM94 115H95V113H94ZM120 116V118H122L121 120H120V122H118V120L117 119H120L119 117L117 118L116 116ZM166 115V114H165ZM179 114L177 113V116L176 117H178V119H179V116H178ZM14 116V117H13ZM40 116V115H39ZM44 116V115H43ZM43 116H42V118H43ZM54 116H56V115H54ZM53 115L51 116L52 118L54 117ZM122 116V117H121ZM125 116H127V115H125ZM173 116V115H172ZM180 116H181V114H180ZM189 116V115H188ZM30 117H32V118H30ZM36 117V116H35ZM50 117V118H51ZM70 117V116H69ZM68 117V119H66L65 121L66 122H71L70 121V118ZM127 117H129V115L127 116ZM131 117V116H130ZM183 117V116H182ZM29 118H30V120H29ZM45 118H47V117H45ZM59 118V119H60ZM73 118H74V116H73ZM76 118V117H75ZM158 118V117H157ZM171 118V117H170ZM32 119V120H31ZM37 119H38V117H37ZM36 119V120H37ZM41 119V118H40ZM58 119V120H59ZM86 119H85V123H86V125L88 124L87 122H86ZM126 120H127V118H125ZM124 119V120H125ZM172 119V118H171ZM188 119V118H187ZM190 120H191V118H189ZM28 121V124H25V123H27V121ZM35 120V119H34ZM46 120V119H45ZM52 122H54V120H55V122H56V119L55 118H53V119H50ZM57 120V121H58ZM181 120H183V119H181ZM186 120V119H185ZM189 120V121H190ZM12 122V125L10 124L11 122ZM29 121H30V123H29ZM47 121L49 122V120L47 119ZM49 122L50 123V126H51V123L52 122ZM61 121V120H60ZM65 121H63V122H65ZM84 121V120H83ZM128 121H131L130 120V118H129V120ZM170 121V120H169ZM179 121V120H178ZM188 121V120H187ZM72 122H74V119H73V121ZM103 122V123H102ZM125 122V121H124ZM127 122V121H126ZM126 122H125V124H126ZM146 122V121H145ZM158 122V121H157ZM181 122V121H180ZM18 123H21L22 125H23V127H22V125L21 124H18ZM37 123H38V120H37ZM58 123V122H57ZM57 123H55V124H57ZM61 123H62V121H61ZM78 123V122H77ZM117 123H120L119 125H117ZM190 123H192V122H190ZM189 123V124H190ZM45 124V123H44ZM43 124V125H44ZM46 124H48L47 122H46ZM53 124V123H52ZM55 124H54V126H55ZM64 124V123H63ZM63 124L61 125V126H63ZM80 124V123H79ZM78 124V125H79ZM83 124V123H82ZM82 124H80V125H82ZM128 124L130 125V123L128 122L126 125L128 126ZM149 124V121H148V123H147V125ZM3 125V126H2ZM19 125V126H18ZM26 125H27V127H26ZM30 127H29V126ZM66 125V124H65ZM125 125V126H126ZM151 125V124H150ZM182 125V124H181ZM14 128H17V130L19 131H17L16 129H14ZM40 126V127H39ZM45 126V125H44ZM49 126V125H48ZM49 126V127H50ZM53 126V127H54ZM58 127H59V125H57ZM67 126V125H66ZM124 126V125H123ZM149 126V125H148ZM147 126V127H148ZM31 128V130H30V132L32 133L33 132V134L32 135H30L31 133L30 132H27V131H29V129H27V128ZM58 127H56L57 128V130H59V128ZM141 127V126H140ZM183 127V126H182ZM190 127V126H189ZM43 129L45 128V127H42ZM62 129L64 128V127H61ZM142 128V127H141ZM151 127H149V129H150ZM24 129H26V130H24ZM144 129V128H143ZM152 129V128H151ZM162 129H165V128H162ZM184 129V128H183ZM183 129L181 128V130L183 131ZM185 129H187V128H185ZM53 130H55V127H54V129ZM69 130V129H68ZM92 130V129H91ZM126 130L127 129H125V133H126ZM134 130V129H133ZM153 130H154V128H153ZM166 130V129H165ZM177 130H179L180 131V129H177ZM176 130V131H177ZM38 131V132H37ZM66 131H67V129H66ZM93 131V130H92ZM93 131V132H94ZM137 131H139V130H137ZM137 131H135V133L137 132ZM144 131V130H143ZM143 131H141V132H143ZM159 131H161V129L159 130ZM167 131V130H166ZM176 131L174 130V135H176ZM182 131H180V133H178L177 132V137H176V139L178 138H180L182 141H184L185 140V138L187 137V135H188V132H189V130H187L188 132H186L187 133V135H186V137L184 138V132H182ZM47 132V131H46ZM109 132V133H108ZM133 132V131H132ZM156 132V131H155ZM164 132V131H163ZM168 132V131H167ZM181 132H182V134H181ZM37 133V134H36ZM60 133V132H59ZM59 133H57V134H59ZM64 133V132H63ZM128 133V132H127ZM140 133V132H139ZM145 133H146V131H145ZM160 133H162V131L160 132ZM185 133V134H186ZM36 134V135H35ZM47 134V133H46ZM49 134V133H48ZM56 134V135H57ZM66 134V133H65ZM111 134V135H110ZM133 135H135L134 134V132L132 133ZM143 134V133H142ZM150 134V133H149ZM35 135V136H34ZM70 135V134H69ZM73 135H75V134H73ZM127 135V134H126ZM125 135V136H126ZM132 135V136H133ZM138 135V134H137ZM152 135V134H151ZM154 135H155V133H154ZM166 135V134H165ZM168 135H170V134H168ZM173 135V136H174ZM179 135V136H178ZM40 136V135H39ZM58 136V135H57ZM71 136V135H70ZM96 136V135H95ZM98 136H96L97 138H98ZM156 136H158V135H156ZM170 136H172V135H170ZM189 136V135H188ZM44 137H45V135H44ZM47 137V136H46ZM56 137V136H55ZM65 137H67V136H65ZM74 137H76V136H74ZM129 137H130V135H129ZM147 137V136H146ZM148 137H151V136H148ZM158 137H161L160 136V134H159V136ZM168 137V136H167ZM166 137V138H167ZM175 137H174V139H175ZM7 138H6V140H7ZM71 138H73V136L71 137ZM106 137H104V139H105ZM141 138H143V137H141ZM162 138V137H161ZM184 138V139H183ZM50 139V138H49ZM66 139V140H65ZM103 139V140H104ZM126 138L124 137L122 140H125ZM132 139V138H131ZM144 139V141H145V138H143ZM177 140V141H181V140ZM37 140V141H38ZM60 140V141H59ZM69 142H68V141ZM74 140V139H73ZM99 140V139H98ZM120 140V139H119ZM127 140V139H126ZM150 140V141H149ZM152 140H153V136H152V138L151 139H147L145 142H148L147 143V145L144 143V145L145 146H143L144 148L142 149V150H144L145 152H143L142 154H146V155H148L151 151H152V149L150 148V151H149V153L147 154V151L145 150V147H148V145L149 146H152L154 143H155V138H154V140H153V143H152ZM193 140H195V139H193ZM63 141H65V142H68V143H64ZM106 142H108V140H105ZM128 142H129V140H127ZM127 141H125V142H127ZM132 141H133V139H132ZM143 141V142H144ZM175 142H176V140H174ZM174 141H171L172 142V144H173V142ZM51 142V143H50ZM73 142V141H72ZM102 142H104V141H102ZM106 142H104V143H106ZM110 142V141H109ZM111 142V143H112ZM113 142V143H114ZM152 143V145L151 144H149V143ZM174 142V143H175ZM178 142V143H179ZM189 142V141H188ZM187 142V143H188ZM48 143V144H47ZM111 143H109V144H111ZM112 143V144H113ZM116 143V144H117ZM122 143L123 144H125L124 143V141H122ZM130 143V142H129ZM182 143V142H181ZM183 143H185V142H183ZM1 144V145H2ZM14 144H15V146H14ZM17 144V145H16ZM50 144V145H49ZM59 144H61V146L63 147H61ZM64 144H67V145H64ZM73 144V143H72ZM71 144V145H72ZM111 144V145H112ZM116 144H113V146H114V149H115V146H116ZM122 144V145H123ZM156 144L158 145V143L156 142ZM171 144V145H172ZM11 145H13V146H11ZM42 147H41V146ZM66 146V147H64V146ZM106 145V144H105ZM105 145H103L104 147H105ZM121 145V146H122ZM130 145V144H129ZM157 145H155V148H156V146ZM174 145V144H173ZM177 145V144H176ZM181 146H182V144H180ZM180 145H178V146H180ZM11 147V148H9L8 149V147ZM26 146V147H27ZM60 146V147H59ZM103 146H102V148H103ZM120 146V145H119ZM154 146V145H153ZM185 146V145H184ZM3 147V146H2ZM36 147V148H37ZM45 148V150H44V148ZM53 147H55V146H53ZM52 147V148H53ZM68 147V148H67ZM72 147V146H71ZM118 147V146H117ZM128 147V146H127ZM130 147H134L133 145H131ZM191 147H192V145H191ZM18 148V147H17ZM20 148V147H19ZM29 148V149H30ZM106 148V147H105ZM120 148V147H119ZM118 148V149H119ZM186 148V147H185ZM7 149V150H6ZM16 149V148H15ZM14 149V155H13V158L14 157H17L16 159L17 160H19L20 159V162L22 163V160L24 161V162H34L35 160H38L39 159V157H43V156H40V155H37L38 153H36V154H34V153H32L31 151L32 150H34V149H32V150H30V152H27L26 154H24V155H22V153H21V155H20V153L19 152H22L23 150L21 149V151H17L16 153H17V155H16V153H15V150ZM73 149H75V148H73ZM73 149H71V150H69V151H73ZM135 149V148H134ZM147 150H148V148H146ZM154 149V148H153ZM10 150V151H9ZM19 150V149H18ZM51 150V149H50ZM116 150V149H115ZM126 150V149H125ZM131 150V149H130ZM136 150V149H135ZM135 150L133 151V150H131V151H133V153L135 152ZM7 151H9V152H7ZM55 151V150H54ZM53 151V152H54ZM58 151V150H57ZM68 151V152H69ZM77 151V150H76ZM90 151V148L88 149V152ZM105 151V150H104ZM119 151H120V149H119ZM121 151H123V146L121 147ZM120 151V152H121ZM154 151V150H153ZM42 152V153H41ZM63 152V151H62ZM75 152V151H74ZM78 152V151H77ZM109 152V151H108ZM120 152H118L119 154L118 155H120V158H121V153ZM126 151H124L123 152V154L125 153ZM127 152H128V150H127ZM127 152H126V156H129L130 157V160H132L131 161V163L133 162H136V160H138V159H135V158H137V157H134L133 155L134 154H131V152L129 153L128 152V154H127ZM155 152V151H154ZM187 152V151H186ZM55 153V152H54ZM59 153V151L57 152V154ZM64 153V152H63ZM62 153V154H63ZM79 153V152H78ZM77 153V154H78ZM110 153V152H109ZM182 153V152H181ZM188 153V152H187ZM191 153V152H190ZM19 154V155H18ZM46 154V155H45ZM49 154V153H48ZM56 154V153H55ZM65 154V153H64ZM70 154V153H69ZM101 154V153H100ZM130 154L132 155V156H130ZM7 155L9 156V159H8V157H7ZM54 155V154H53ZM67 155H68V153H67ZM72 155V154H71ZM74 155V154H73ZM135 155H136V152H135ZM145 155V156H146ZM182 155H184V154H182ZM189 155V153L187 154V156ZM52 156V155H51ZM51 156H49V155H47L45 158H47L48 159V157H51ZM124 156V155H123ZM144 156V155H143ZM149 157H150V154L148 155ZM147 156V157H148ZM54 157V156H53ZM53 157H52V159H53ZM58 156H56V158H57ZM69 157V156H68ZM77 157V156H76ZM80 156L78 155V158H79ZM98 157H99V154H98ZM97 156H95V158H98ZM134 157V159H131V158H133ZM13 158H12V160H13ZM45 158H43V159H45ZM55 158V157H54ZM70 158V157H69ZM74 157H72V159H73ZM102 157H100V159H101ZM124 158H125V156H124ZM8 159V160H7ZM46 159V160H47ZM64 159V158H63ZM66 159H68V158H66ZM72 159H70L69 161L71 162V160ZM147 159V158H146ZM183 159V158H182ZM188 159V158H187ZM186 159V160H187ZM45 160V161H46ZM49 160V159H48ZM51 160V159H50ZM49 160V161H50ZM54 160V159H53ZM58 160V159H57ZM57 160H54V161H57ZM60 160V159H59ZM62 160V159H61ZM97 160H99V159H97ZM126 160V159H125ZM134 160V161H133ZM184 160V159H183ZM191 160V159H190ZM14 161V160H13ZM73 161V160H72ZM78 161V160H77ZM99 161H101V160H99ZM180 161V160H179ZM3 162V161H2ZM19 162V161H18ZM19 162V163H20ZM23 162V163H24ZM66 162V161H65ZM65 162L63 161V163L65 164ZM76 162V161H75ZM10 163H11V161H10ZM21 163H20V167H22L21 166ZM22 163V164H23ZM40 163H41V160H40ZM45 164H47L48 162H44ZM62 163V164H63ZM96 163H98V161L96 162ZM27 164V163H26ZM31 164V163H30ZM36 164V162L35 163H32V166H34ZM50 164H53V162H50ZM49 163H48V165H50ZM61 164V163H60ZM63 164V165H64ZM67 166H68V164H70L68 161H67ZM65 164V165H66ZM128 164V163H127ZM179 164V163H178ZM25 165V164H24ZM28 165V164H27ZM54 165V164H53ZM129 165V164H128ZM184 165H185V163H184ZM32 166H30L31 168H32ZM58 166V164L56 165V167L54 168V166H48V168L51 170V168H52V170H54V169H57L58 168V170H59V167H57ZM178 166V165H177ZM187 166V165H186ZM27 167H29V165L27 166ZM28 168V170L29 171H31V168ZM34 167H36V166H34ZM33 167V168H34ZM189 166H187V168H188ZM37 169H39L40 170V172L41 173H44V172H42L43 171V168L40 166H37L36 167ZM54 168V169H53ZM19 169H21V168H19ZM41 169H42V171H41ZM47 168H46V165H45V167H44V170L45 171H47V173H49V172H52V171H50V170H46ZM174 169V168H173ZM22 171L21 172H23V168L21 169ZM35 170V169H34ZM33 170V171H34ZM39 170H37V171H39ZM179 170V169H178ZM189 170V169H188ZM19 171V170H18ZM175 171H177V169H175ZM182 171V170H181ZM40 172H39V175H41L40 174ZM180 172V171H179ZM178 172V173H179ZM181 173H183V172H181ZM180 173V174H181ZM186 173V172H185ZM185 173H183V174H185ZM45 174H46V172H45ZM44 174V175H45ZM165 174V173H164ZM171 174V173H170ZM188 174V173H187ZM13 175V174H12ZM182 175V174H181ZM8 176H10V174L8 175ZM7 176V177H8ZM42 176H43V174H42ZM174 176L176 177V175H173L172 177L174 178ZM178 176V175H177ZM191 176V175H190ZM3 177V176H2ZM5 177V176H4ZM11 177V176H10ZM13 177H15V176H13ZM168 177V176H167ZM185 178H187L186 176H184ZM184 177H183V179H184ZM19 178V177H18ZM169 178V177H168ZM172 178V179H173ZM177 178V177H176ZM9 179V178H8ZM178 179H179V176H178ZM188 179H190L189 177L187 178V179H185L186 181H188ZM10 180H12V178L10 179ZM14 180V179H13ZM23 180V179H22ZM166 180V179H165ZM164 180V181H165ZM169 180H171V179H169ZM180 180H182V179H180ZM180 180H177V181H180ZM185 180H183V181H185ZM194 180V179H193ZM193 180H192V182H193ZM40 181V180H39ZM174 181V180H173ZM183 181H180V182H183ZM185 181V182H186ZM1 182V181H0ZM21 182V181H20ZM23 182V181H22ZM161 182V181H160ZM190 182V180L187 182V183H189ZM196 182V181H195ZM26 183V182H25ZM29 183V182H28ZM164 183V182H163ZM167 183V182H166ZM191 183V182H190ZM3 184V183H2ZM32 184V182L31 183H29V185L28 186H30ZM179 184H181V185H183V183H179ZM197 184V183H196ZM26 185V184H25ZM161 185V184H160ZM2 186V185H1ZM14 186V185H13ZM12 186V187H13ZM27 186V185H26ZM165 186V185H164ZM169 186H170V184H169ZM6 187V186H5ZM159 187V186H158ZM175 187V186H174ZM200 187V186H199ZM31 188V187H30ZM159 188H161V186L159 187ZM162 188H164V187H162ZM173 188V187H172ZM190 188V187H189ZM17 189V188H16ZM23 189V188H22ZM28 189V188H27ZM167 189V188H166ZM171 189V188H170ZM198 189V188H197ZM18 190V189H17ZM165 190V189H164ZM169 190V189H168ZM186 190V189H185ZM192 191H193V188L191 189ZM204 190V189H203ZM1 191V190H0ZM21 191V190H20ZM179 191V190H178ZM177 191V192H178ZM180 191H181V188H180ZM207 191V190H206ZM205 191V192H206ZM213 191V190H212ZM196 192V191H195ZM204 192V193H205ZM215 192V191H214ZM213 192V193H214ZM179 193V192H178ZM182 193V192H181ZM196 193H198V192H196ZM212 193V194H213ZM184 194V193H183ZM199 194V193H198ZM210 194V193H209ZM212 194H210V195H212ZM27 195V194H26ZM191 195V194H190ZM206 195V194H205ZM185 196V195H184ZM183 196V197H184ZM203 196V195H202ZM209 196V195H208ZM194 197V196H193ZM200 197V196H199ZM198 197V198H199ZM204 198L206 197L207 198V196H203ZM214 197V196H213ZM209 198V197H208ZM187 201H188V199H186ZM213 200V199H212ZM216 200V199H215ZM190 201V200H189ZM191 202V201H190ZM210 203V202H209ZM220 203V202H219ZM186 204V203H185ZM188 204V203H187ZM213 204H214V202H213ZM217 204V203H216ZM221 204H222V202H221ZM189 207V206H188ZM216 206H214V208H215ZM220 208V207H219ZM212 209V208H211Z\"/></svg>","mask_w":264,"mask_h":264}]
</instances>
